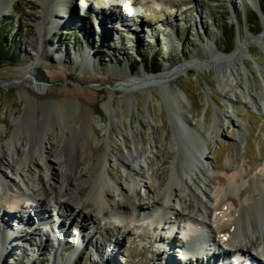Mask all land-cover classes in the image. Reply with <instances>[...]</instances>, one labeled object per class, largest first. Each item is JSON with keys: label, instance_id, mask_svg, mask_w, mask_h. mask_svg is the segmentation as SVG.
Here are the masks:
<instances>
[{"label": "rangeland", "instance_id": "rangeland-1", "mask_svg": "<svg viewBox=\"0 0 264 264\" xmlns=\"http://www.w3.org/2000/svg\"><path fill=\"white\" fill-rule=\"evenodd\" d=\"M71 1L73 10L70 12L63 5L61 10H65L57 15V23L42 21L39 0H16L0 21L2 46L12 57L0 63V125L4 126V130H0V142L6 150L10 149L7 151L9 160L19 176H34L35 186L40 177L49 182L52 170L45 162L47 146L37 151L35 145H40L42 138L54 127L64 133L59 153L64 168L68 169L67 163H72L77 147L88 149L85 129L91 123L97 137L91 138L93 152L85 162L89 171L77 181L82 183L91 179L98 162L107 157V169L115 177V180L109 178L113 184L111 192L117 200L118 184L131 189L137 181L136 193L130 190V195H137L149 206L153 203L148 187L156 190V197L162 194V187L157 182L160 178L162 182H178L179 187H185L182 176L187 174L190 178L194 174L196 168L191 172L192 166L194 163L198 165L197 159L203 148L212 165L210 187L213 191L218 189L221 180L235 173H243L245 182L250 183V178L264 166V37L259 40L264 34V15L261 0H162L161 6L153 0H133L136 4L134 10L122 6L120 0H98L102 1L99 9L96 4ZM141 2L143 7L139 6ZM110 3L121 4V16L120 11L112 17L103 15L104 8ZM32 5L37 7L32 8ZM87 8L91 12L102 10L97 15L99 23L83 17ZM240 13L243 18L249 13L255 25L250 26L247 20L248 26L245 27V19L242 25L238 20ZM71 14L75 15V20L64 26L71 20ZM40 20L44 27L53 30L46 36L45 45L39 33ZM250 28L255 32L251 33ZM248 38L251 41L244 43L245 49L237 62L243 84L237 90V97L227 99L218 90L219 79L229 64L224 57L235 53L238 44ZM212 51H218V57L206 58L209 54L215 55ZM86 52L94 66L83 59ZM76 59L85 62L75 64ZM185 61L193 63L170 82V89L161 88L158 82H143L115 90L121 85V74L134 78L143 68H147L150 75L158 74L167 67L175 69ZM34 62L37 65L36 79L47 86L40 93L85 88L92 91L91 99L79 107L70 101L64 114L39 99L33 109L35 115H29L18 129L13 121L24 113L25 101L17 72ZM53 73H60L61 78L50 80ZM255 93L260 96L261 109L252 100ZM174 96L180 98L181 107L175 106ZM127 97L133 99L131 103ZM177 109L188 120L193 132L184 133L179 128ZM206 125L211 130L208 131ZM16 131L17 150L12 152L6 144ZM66 133L76 135L72 146ZM133 133L139 134L136 142L132 139ZM129 150L145 166L146 175L136 163L128 168L133 161L127 159ZM38 161L41 168L36 166ZM7 173L12 176L10 171ZM17 181L25 187L19 178ZM189 184L192 185V181ZM249 187L247 184L242 189ZM185 196L186 192H182L181 197ZM51 207L43 212L49 211L52 215ZM4 209L9 210L8 203L6 196L0 193V211ZM54 211V215L60 213ZM24 221L30 225L32 220L26 217ZM32 224L29 229H19L21 233L16 227L11 232L0 231V264H31V260H36L34 264H54V259L56 264H66L70 260V264H95L100 260L99 255L104 256L103 261L107 260L108 264L114 261L116 264L166 262L163 260L165 253L162 255L159 245L154 243L158 233L153 231L148 220L142 218L131 225L113 218L98 219L92 224L83 217L77 219L72 212L65 213L59 225L65 228L66 238L58 247L56 243L59 241L49 227L37 228L35 223L32 228ZM81 224H86V229H82ZM97 228L112 243L99 246V255L91 246L96 245L92 233ZM171 256L173 261H179L178 253Z\"/></svg>", "mask_w": 264, "mask_h": 264}, {"label": "bare ground", "instance_id": "bare-ground-1", "mask_svg": "<svg viewBox=\"0 0 264 264\" xmlns=\"http://www.w3.org/2000/svg\"><path fill=\"white\" fill-rule=\"evenodd\" d=\"M15 1L16 0H0V21L4 19L5 14L14 5ZM39 1L43 10L41 17L44 23L54 21L56 22L57 15L64 13L65 9H63V11L61 10L63 5H65L70 12L74 8L71 0L69 2L68 0ZM153 1L159 2L160 6L163 3L162 0ZM121 2L124 3H122V6L125 5L126 7H130L131 10H134L136 7V4L133 0H121ZM139 6L143 7V2H141ZM36 7V5H32V8ZM121 9V4L118 5L110 3L108 7L104 8L103 15L112 17L116 16L118 11H120L119 16H121ZM122 16L125 18L124 15ZM75 18V15L71 14L69 17L71 20H69V22L65 21L66 23L64 26L69 25L72 20H75ZM121 18L122 17H120V19ZM43 22L40 20L39 33L41 34L42 38H44L43 45H45L46 36L52 33L53 30L44 27L42 24ZM121 22L123 23V21ZM245 26H248L247 18ZM241 30L242 29L240 28V31ZM106 33L109 34V31ZM263 37L264 35L260 37L259 40L263 39ZM246 41L250 42L251 40L248 38L247 40L240 42L237 49L235 50V53L224 57V59H226L229 64L226 65L228 68L223 71L222 76L219 79L218 90L227 99H230L229 97L231 96L237 97V90L241 88L243 84L241 72L238 69L237 62L242 56L243 50L245 49L244 43ZM212 52H214L215 55L209 54L206 58L213 59L218 57V51ZM89 56V53L86 52L83 59H85L89 65H93L92 62L90 63ZM197 56L198 54L196 57ZM202 57L205 58V56ZM66 61L69 62V59ZM83 62L85 61L76 59L75 64H84ZM192 63L193 62L191 61H185L175 69L167 67L164 68L160 73L151 75L147 73V68H143L134 78H128V76L125 74H121L119 76L121 77L120 80L122 81L121 85L115 90H124L130 88L128 86H133L135 83L140 84L143 82H158L159 85H161V88L170 89V82L173 81L176 76L180 75L183 71L188 70ZM36 66V63L34 62L33 64L31 63L17 72V78L19 81H21L20 90L25 101L24 113L21 116L15 117L13 121L17 125L18 129L20 127V123L26 120L29 115H35L33 109L37 105L36 103L39 99L44 100L45 104H52L53 109L61 114L66 112V106L70 101L75 102L79 107L91 99L90 96L92 91L85 88H75L72 90H52L48 93H40L44 92L47 86L45 83L36 79ZM28 75L33 77V79H30V77L28 78ZM60 75V73H53L50 76V80L56 81L61 78ZM35 81L42 84L35 83ZM114 93H112V95H114ZM255 94L256 95L252 97V100L261 109L259 104L260 96L258 93ZM127 100L131 103L133 99L131 97H127ZM173 101L177 108L181 107L179 97L174 96ZM176 116L179 128L184 133L193 132L188 120L185 119L183 114L178 109L176 111ZM206 127H208V131L211 130L210 126L206 125ZM0 130H4V126L0 125ZM63 134L64 133L62 130H60V128L54 127L45 137L42 138L40 145H35L36 150L38 149L37 151L44 149V146H47L45 147V149L48 151L45 153V162L48 164V169L52 170L50 173L51 177L49 178V182L46 183L45 180L40 177L37 179L39 183L36 186L33 185L34 179H36L34 176H19L18 171L9 160L10 154L8 153V150L10 149L6 150L4 145L0 142V193L6 196L9 211L17 212L18 216L15 219L17 222H19V225L21 224V221L26 223L24 221L26 217H39V220L41 219V216L46 218V215L49 211L47 213L43 211H46V208L49 206L51 207V205L54 204L55 207H51L53 211L52 213L55 212L54 210H57L61 214L59 215V213H57L58 219L56 218L53 220L54 222L58 221L56 222V226L59 225L60 220H62L63 214L68 212L75 214L77 219L79 217H83L84 220L90 221L92 224H95L96 220L98 219L103 221L109 218L120 220L123 223L126 222L128 225H131L135 220H139L140 218H143L144 220L150 219L149 222L151 223L152 229L153 227L157 226L155 228V233L157 232L158 235L154 239V242L158 243L159 241H163V237L158 231H160V228L164 222H166V224L169 223L172 226L171 230H168L172 233L176 228L177 223L181 222L182 224H185V221L187 220H194L203 225L205 228H208L212 235H215L213 239H206L204 237L207 242H212L214 246L221 245L222 248L226 249V251L230 253L235 250L243 251L244 253L260 261V263L264 264V166H262L263 168L258 173H256L254 177L250 178V183H247V181L245 182L243 173H235L231 176H228L226 179L221 180V184L218 186V189L213 191L210 187V184L213 182V170L211 168L212 165L206 158V149L204 150L203 148L199 154V158L197 159V161H199L198 165L194 163L192 166L191 172L194 168H196V170H193L194 174L190 176V178L187 177V174L182 176V180H185L186 183L185 187H179L178 182L169 183L168 181L164 182L162 179L164 182L163 183L160 178V181L157 182L158 185L162 187V194L157 195V197L155 196L156 190L148 187L149 196L153 203V206H149L147 203L139 200L137 195H130V190H133L134 193H136L138 185L137 181H134L132 186L133 188L131 189L130 187L126 188L121 184H118L117 191L119 199L117 200L114 198L111 192L113 184L110 179H114L115 177L107 169L109 163V159L107 157L101 159L98 162L96 168L94 169V176L91 179L84 180L82 183L77 181L78 178L82 179L85 177L83 174L89 171L88 166H85V162L90 158V155L93 152L91 147L93 139L91 140V138L96 136V131L92 124L88 123L85 129V136L89 140L88 149L85 150L82 146H78L75 153L76 156L74 157L72 163L70 165L67 163L69 167L68 169L64 168V163L61 160L62 157L59 153L61 139L64 137ZM17 136L18 133L16 131L13 137L6 144L8 147L12 148V152L17 150V143H15L14 139ZM75 136V133H66V137L69 139L71 146L74 143ZM138 138L139 134H132V139L135 142L138 140ZM240 139L243 140L242 137ZM201 141L204 142L202 135ZM158 152L161 153L162 150L159 149ZM36 153L37 152H35V154ZM127 159L129 161L133 160L131 161L132 163L128 165V168L131 167L132 164L136 163V166L140 167L145 175L147 174L145 166L139 163L134 152L130 151ZM41 165L42 164H40L39 161L36 163L38 168H41ZM3 169L10 171L12 176H10L7 171L5 172ZM18 178L20 182L25 185V187L18 183ZM189 181H192V185L189 184ZM247 184L250 186L249 188L251 190L248 188H244L245 190L242 189ZM182 192H186L185 197H181ZM25 201H27L26 205L35 204L36 207L33 209H27L23 207L22 212L18 213L21 211V205L19 204L24 203ZM152 207L155 208L151 210ZM33 211L34 214L32 215ZM2 212L3 210L0 211V224L3 223L5 228H15V226H9L10 224L8 221L10 219V215L8 214H10V212H6L8 214ZM31 220L33 221L32 218ZM32 221L31 223H33ZM26 225L28 224L26 223ZM81 225L82 229H86V224ZM33 227L35 228V224H32V228ZM57 228L58 231H55L53 228H51L52 235H56L59 241L58 243H62L61 240L66 238V230L63 225H59ZM19 231L21 233V230L18 229V232ZM4 232L5 231H3V233ZM15 232L17 233V231ZM79 235L80 234H78V236ZM92 238L96 240V247L91 244V246H93L92 251L98 255L100 247L107 246V244L111 243L107 238H105L103 234L99 232L98 228L95 229V235ZM98 247L99 249H97ZM164 253V257L168 259L166 260L165 264H178V262L173 261L171 257V255L175 252L167 251L162 252L161 254L163 255ZM220 253L226 257V253L224 251H220ZM217 254H219V252H216L215 255L210 258L208 257L200 264H213L214 261L220 259ZM232 256L233 255H231V257ZM99 257L100 260H98V262L95 261V264H102L101 261L105 259L104 256L99 255ZM31 261V264H34L36 260L34 262L33 260ZM70 261L65 263L70 264ZM180 261H182V259H180ZM55 262L56 259H54V264H56ZM103 262V264H105L107 263V260L106 262ZM112 264H116V262L114 261Z\"/></svg>", "mask_w": 264, "mask_h": 264}, {"label": "trees", "instance_id": "trees-1", "mask_svg": "<svg viewBox=\"0 0 264 264\" xmlns=\"http://www.w3.org/2000/svg\"><path fill=\"white\" fill-rule=\"evenodd\" d=\"M261 8H262V13L264 15V3L262 2V0H261ZM254 14L256 15V17L258 16L256 13H254ZM250 19H251L250 15H249V13H247V20H248L249 25L250 26L255 25V23L252 22ZM238 20L242 25H244V18H243V15L241 13L238 16ZM223 22L225 23L226 21H223ZM250 32L254 33L255 31L251 30V28H250ZM224 36L226 37V33H224ZM2 44H3L2 35H0V63H3L5 59H8V60L12 59V57L10 56V52L5 51Z\"/></svg>", "mask_w": 264, "mask_h": 264}, {"label": "water", "instance_id": "water-1", "mask_svg": "<svg viewBox=\"0 0 264 264\" xmlns=\"http://www.w3.org/2000/svg\"><path fill=\"white\" fill-rule=\"evenodd\" d=\"M244 19H245V21H246V15H244ZM246 23V22H245ZM240 24V23H239ZM246 27V26H245ZM240 28H241V24H240V26H239V36H240V38H241V31H240ZM264 34H262L260 37H262ZM28 77H29V75H28ZM35 83H38V84H42V83H40V82H37V81H35Z\"/></svg>", "mask_w": 264, "mask_h": 264}]
</instances>
